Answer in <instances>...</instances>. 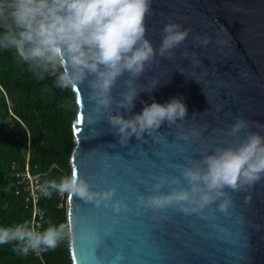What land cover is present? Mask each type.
I'll list each match as a JSON object with an SVG mask.
<instances>
[{
	"label": "water",
	"instance_id": "water-1",
	"mask_svg": "<svg viewBox=\"0 0 264 264\" xmlns=\"http://www.w3.org/2000/svg\"><path fill=\"white\" fill-rule=\"evenodd\" d=\"M169 22L189 34L172 56L157 55L135 81L140 89L152 80L158 83L151 92H140L132 112L114 102L97 115L87 81L71 87L78 107L71 173L96 190L116 188L114 198L128 206L116 213L68 194L67 223L98 236L92 243L68 239L72 264H264V179L246 190H229L234 204L227 214L218 209V201L203 210L207 218L175 208H137V197L147 196L160 178H178L171 187L187 186L180 167L231 144L228 132L237 118L248 122L245 131L264 134V0H151L145 25L154 47ZM205 35L210 37L207 45L197 39ZM127 78L126 73L113 88L117 100ZM176 96L188 108L179 126L165 124L151 136L119 142L109 112L130 116L151 98L164 103ZM170 190L167 184L161 189Z\"/></svg>",
	"mask_w": 264,
	"mask_h": 264
},
{
	"label": "clouds",
	"instance_id": "clouds-1",
	"mask_svg": "<svg viewBox=\"0 0 264 264\" xmlns=\"http://www.w3.org/2000/svg\"><path fill=\"white\" fill-rule=\"evenodd\" d=\"M150 3L151 0H0V50L14 49L37 78L54 77L57 88L87 81L92 112L97 115L108 112L114 102L117 108L132 112L140 92H151L158 83L152 80L147 89H140L135 81L157 55L172 56L190 31L169 22L163 27L159 47H154L146 36L145 16ZM197 39L203 45L210 42L206 35ZM193 63L196 66L198 61ZM126 73L125 90L117 100L113 88ZM151 99L130 116L119 111L108 113V123L121 144H127L133 136H151L165 124L179 126L188 115L181 96L164 103ZM248 126L246 120L237 118L228 132L231 144L180 167V177L187 186L171 187L179 183L178 178H160L147 196L137 197V208L153 212L175 208L186 215L195 213L207 218L203 210L218 201V209L227 214L234 204L229 190H246L264 179V134L245 131ZM188 138L187 134L183 136L184 140ZM165 184L170 191H161ZM38 188L45 197H51L53 192L67 193L116 213L128 210L124 199L114 198L116 188L96 190L76 172L39 181ZM249 199L246 197V202ZM214 211L209 209V215ZM65 238L92 243L98 236L86 230L77 232L65 222L49 223L42 231L27 220L0 226V245L11 243L13 251L24 256L55 249Z\"/></svg>",
	"mask_w": 264,
	"mask_h": 264
},
{
	"label": "trees",
	"instance_id": "trees-1",
	"mask_svg": "<svg viewBox=\"0 0 264 264\" xmlns=\"http://www.w3.org/2000/svg\"><path fill=\"white\" fill-rule=\"evenodd\" d=\"M78 107L71 87L54 85V77L37 78L14 49L0 50V226L30 221L21 197L13 193L12 162L26 163L40 181L70 175L74 147L72 122ZM68 194L53 192L41 200L43 229L66 221ZM0 264H72L68 238L35 256L19 255L13 244L0 245Z\"/></svg>",
	"mask_w": 264,
	"mask_h": 264
},
{
	"label": "built area",
	"instance_id": "built-area-1",
	"mask_svg": "<svg viewBox=\"0 0 264 264\" xmlns=\"http://www.w3.org/2000/svg\"><path fill=\"white\" fill-rule=\"evenodd\" d=\"M11 176L13 178V193L16 196L21 197L24 205V209L30 215V223L38 231L43 230L44 211L40 205L42 198L38 188V182L40 181V175H36L32 172L28 165L27 159L25 166L20 168L18 164L12 162L10 165ZM39 178V181L37 180ZM35 256H39L40 253L33 252Z\"/></svg>",
	"mask_w": 264,
	"mask_h": 264
},
{
	"label": "rangeland",
	"instance_id": "rangeland-1",
	"mask_svg": "<svg viewBox=\"0 0 264 264\" xmlns=\"http://www.w3.org/2000/svg\"><path fill=\"white\" fill-rule=\"evenodd\" d=\"M25 159H28V155H27V153H26V157H25Z\"/></svg>",
	"mask_w": 264,
	"mask_h": 264
}]
</instances>
